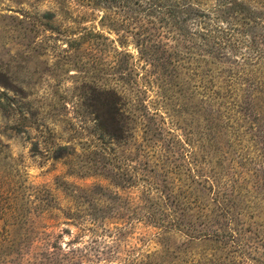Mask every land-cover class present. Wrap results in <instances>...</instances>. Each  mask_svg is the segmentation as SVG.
<instances>
[{
  "label": "trees",
  "instance_id": "obj_1",
  "mask_svg": "<svg viewBox=\"0 0 264 264\" xmlns=\"http://www.w3.org/2000/svg\"><path fill=\"white\" fill-rule=\"evenodd\" d=\"M91 1L120 50L91 93L92 157L50 158L108 186L62 208L4 153L0 264H264V0ZM9 100L11 137L27 115Z\"/></svg>",
  "mask_w": 264,
  "mask_h": 264
},
{
  "label": "rangeland",
  "instance_id": "obj_2",
  "mask_svg": "<svg viewBox=\"0 0 264 264\" xmlns=\"http://www.w3.org/2000/svg\"><path fill=\"white\" fill-rule=\"evenodd\" d=\"M103 7V1L89 0H0V93L10 98L11 109L27 115L24 132L11 137L1 131L13 125L14 116H0V157L9 155L11 181L22 189L45 187L62 208L70 204V190L108 186L96 175L69 176L62 161L50 158L92 157L91 128L102 111L97 102L89 107L91 93L104 83L101 70L117 46L105 47L104 37L116 36L102 24ZM128 51L134 52L131 44ZM63 182L71 185L67 193Z\"/></svg>",
  "mask_w": 264,
  "mask_h": 264
}]
</instances>
